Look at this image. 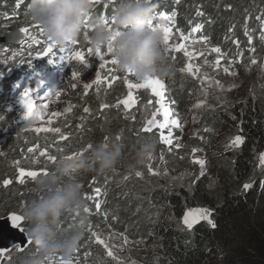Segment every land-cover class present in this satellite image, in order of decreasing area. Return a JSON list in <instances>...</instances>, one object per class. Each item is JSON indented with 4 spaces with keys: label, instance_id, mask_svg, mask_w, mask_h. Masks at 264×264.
Listing matches in <instances>:
<instances>
[{
    "label": "rangeland",
    "instance_id": "obj_1",
    "mask_svg": "<svg viewBox=\"0 0 264 264\" xmlns=\"http://www.w3.org/2000/svg\"><path fill=\"white\" fill-rule=\"evenodd\" d=\"M101 1L94 0L93 4ZM22 2V0H14V6L18 4L20 6ZM18 15L20 20L23 18L25 21L20 26L12 28V30H8L0 36V42L6 35H14V33H20L27 39L24 44L15 49H9L8 45L2 42L3 46L0 51V153L12 144L18 143L16 139L21 140L26 133L33 134L34 138H37L35 140L52 137L57 140H67L62 137L68 138V132L75 129L71 135V139L74 141L71 146H67V149H79L83 144L77 146L75 140L82 137V135L83 143L86 144V147L76 151V153H83V155L92 146L99 143L110 145L118 142L121 145L124 142L121 148L122 156L126 161L133 155L139 145L144 142L140 141L138 132L129 123L139 122L138 131L142 133L146 121L155 120L156 125H165L163 128L152 127V134H157L159 138V149L156 148L152 158L142 167L135 169L145 171L150 174V177L148 179L142 175L134 177L146 181L148 185L157 187V189H164L167 185H171L172 188L177 186L188 191H192L195 185L197 187L206 178L208 180L207 187L217 189L220 192L224 183V178L220 176V173L225 166L223 161H219L221 158H218V163L215 162L218 149H224L233 143L231 141L227 142L225 135H221L218 139L219 146L204 154L202 151H194L193 148H189V142L190 139L199 137L200 128L202 127L200 118L204 108L207 107L206 99L209 94L234 104H241L246 95H249V97L254 96V90L264 84V58L257 57L255 59L251 58V56H243L245 65L240 66V70H232L230 69L232 66L227 59L220 64L219 61H222V59L219 55L214 54L213 58L209 56L211 51L207 48L212 47L211 40L209 42L205 40L194 41L189 38H183V35L178 30L173 31L169 39V48L171 50L166 52L163 44L165 57L174 59V62L166 65L171 70V75L168 77H152L159 79L164 84L162 95L157 96L150 87L130 90L127 87L126 80L130 83H143L144 81H138L131 74L121 72L116 65L108 63L111 59V54L106 52V46L101 47L105 60L101 61L96 57L95 49L90 44L89 39H85V34L89 37L93 25L85 24L82 26L81 35L77 39L76 45L69 44L62 48L54 47L53 52L45 56L39 55V53L42 51V47L46 46L44 42L47 38L44 34L41 35L39 28H34V24L30 23L28 19L26 22L25 11H21ZM3 28L5 29L6 26ZM22 28H27L28 34L22 32ZM33 38L38 40L39 43H33ZM178 47L179 50H175ZM90 49L91 51H89ZM75 51L83 53L85 57L83 64L72 58ZM201 52L202 54L196 55V53L199 54ZM212 52L215 53L217 51L212 49ZM210 58L213 59L212 67L210 66ZM49 59H51V62ZM253 60H255V63L252 62ZM242 61L243 59L235 58L234 62L235 64H242ZM101 63H105V68L102 69L100 67ZM43 67H47L48 71L43 73L41 71ZM189 67L190 71H182V69ZM4 70L10 71L5 75ZM73 72L78 74L76 78H73ZM177 76L182 77V79L189 78L191 83H195L198 87L186 99L182 115H179L177 109H171L174 106L171 100L172 89L177 86L173 80ZM98 77L100 82L96 83ZM39 85L40 92H37L35 89ZM85 85L91 86L86 88ZM113 87L117 88L113 90ZM25 89L31 90L26 99L31 102L33 112L37 110L43 112L42 119L30 117L26 120L24 118L28 109L20 103V98ZM103 91L108 92V94ZM129 91L133 93L135 103L126 109L119 102L127 98ZM90 95L97 97L96 101L99 102V107L97 110L89 109L88 112H85L84 109L88 105L84 101V97H89ZM76 97L83 102L81 107L73 103L72 99ZM262 103H264V100ZM102 105H108V107H102ZM262 107L264 108V104ZM69 108L71 111H67ZM11 111L15 112L14 116L6 115ZM129 111H134L130 119L126 117ZM165 112L168 113L167 121L165 120ZM107 114L109 116L116 115V121L109 122V119L105 120L104 116L107 117ZM95 119L98 120V124H94ZM172 119L179 121V127L170 123ZM125 127H130L131 129L128 134L130 142L126 145ZM38 128L52 130L36 131ZM54 129H59V133L54 131ZM162 135L170 139L172 143L161 142ZM177 144L180 145L179 148L176 147ZM35 147L36 145H34ZM57 153L61 152H53V156ZM10 156L9 154L1 153L2 163H8ZM39 156H42L40 151ZM260 157L261 155L257 157V170H261L264 167L261 164ZM26 160H28V156H22V161H25V163L21 165L32 168V162L26 163ZM197 161H203L204 163L201 165ZM49 163L53 162L49 161ZM119 165L129 169L123 163ZM20 171L17 181L22 184L20 182L22 179L23 184H25L28 176L21 177ZM24 171L27 172L29 170ZM111 172L117 176V173L115 174L116 167ZM96 175L98 173L89 172L75 180L83 184V180L89 178V182H92ZM109 192H113L114 195L120 194V190L117 187H110ZM24 204V200H21L19 206L16 205L14 208H20ZM103 208L104 206H100L99 210H96L100 211ZM123 209L120 207V210ZM206 213L208 212L202 208L187 209L184 212L182 221H184L187 214L189 219L196 221L193 225L205 222L211 226L209 216L207 219L202 218ZM4 219L5 217H0L1 221ZM106 221L101 228L96 229L100 235H96L95 241L91 240V246L93 244L91 255L102 259L99 264H162L161 256L163 251L160 245L157 244L156 236L152 235L150 239L143 242L136 241L129 233L130 230H126L123 227H119L120 231L113 229L112 223L115 224L117 222L116 216L111 215L110 218H106ZM182 224L185 225L184 222ZM26 228L27 225L24 221L17 228L16 234L28 239L25 234ZM4 239L8 240L6 237ZM30 246L34 247L32 242ZM14 250L16 249H13L0 260L9 258L6 264H18V260H15L13 256ZM109 252L112 253L111 256L108 255ZM220 255L221 250H215L214 259H220ZM206 263L213 264V261L210 260ZM78 264H86V262ZM222 264H228V262L225 261Z\"/></svg>",
    "mask_w": 264,
    "mask_h": 264
},
{
    "label": "trees",
    "instance_id": "obj_2",
    "mask_svg": "<svg viewBox=\"0 0 264 264\" xmlns=\"http://www.w3.org/2000/svg\"><path fill=\"white\" fill-rule=\"evenodd\" d=\"M22 1L18 7L14 6V0H0V36L25 21L23 18L22 20L18 18V13L25 11L27 6V0ZM153 2L157 5L155 13L175 5L179 15L168 21L171 31L178 30L183 38L194 41L209 42L211 40L212 47L207 48L211 51L209 56L213 58L214 54L219 55L222 59L220 64L226 61V58L235 61L236 56L239 57L238 59H241V56L249 55L255 59L257 57L264 58V46L262 43H257L259 39L256 37L259 27L264 29V21L263 24L261 22L264 20V0H180V2L153 0ZM116 3L117 0H102L99 4L91 5L90 18H102L104 15L110 21L108 17L112 15ZM86 24L91 25L89 21ZM191 25L201 26V31L197 32L195 36L190 33ZM4 26H6L5 29ZM246 29L248 34L254 36L252 46H249V40L246 38L247 33H244ZM235 40L239 46L234 45ZM8 48L14 49L15 46H8ZM217 48L220 51L213 53L212 49ZM1 50L2 44H0ZM202 52L196 53V55L198 56ZM165 58V66L174 62L171 57L166 56ZM212 58L209 60L210 66L213 63ZM244 65L245 60L242 61V64H233L230 69L240 70L239 67ZM174 82L178 84L179 88H171V100L174 103L171 109H177L179 115H182L184 113L183 106L188 99L187 90L191 88L190 79L183 81L177 76L174 78ZM103 92L108 94L106 91ZM189 93L191 92L189 91ZM254 93V98L246 95L241 104L224 100L226 103L223 99L210 94L208 99H213V108L205 110L201 115L200 138L190 139L189 148L201 150L207 154L219 146L218 139L221 135H225L226 140L232 136L242 138L243 144L236 150L218 149L215 162L218 163V158H221L219 161H223L225 166L220 173V176L224 178L220 192L217 189L208 188L206 178L197 187L195 185L192 191L177 186L172 188L171 185H167L164 189H157V187L136 181L121 180L113 184L114 186L120 185L126 192L134 191L130 196L120 192L121 197L117 199H120L121 204L114 208V213L118 218L117 225L125 226L126 229L131 230L130 234L136 241L143 242L150 239L152 235L156 236L157 244L163 251L162 264H207L206 262L210 260L213 261V264H222L225 261L228 264H264V169L258 171L256 167L257 156L264 154V108L262 107L264 84L256 88ZM84 98L90 110L98 109L97 97L90 95ZM72 100L78 107H81L83 103L81 99L76 97ZM14 114L15 112L11 111L6 115L14 116ZM131 114H126V117L130 119ZM95 120L94 124H98V120ZM129 124L138 132L140 141L154 140L156 148L159 149L156 134L140 133L138 131L139 122ZM74 130L68 132L67 141H64L60 146L56 145L55 150H59L61 153L57 154L54 163L40 159L38 161L40 165L34 168L21 165L25 163L22 161L23 155L29 157L26 163H29L32 156L25 150V147L36 139L31 133H26L21 140L16 139L18 143L1 151L2 154L11 156L8 163H2V158H0V217H5L10 213L21 214L20 211L29 200L47 194L46 178L55 167L57 160H60V155H67L70 151L77 150L67 149V146H71V135ZM130 132V127H125V140L127 141L125 145L130 142L128 136ZM82 138L83 135L75 140L77 146L83 144L80 148H84L86 145ZM49 144L53 145L51 139L46 141V146ZM121 145H124V142ZM35 165L33 164V166ZM119 166L120 168L124 167ZM39 167H46L44 169L47 171L45 178L38 177L34 183L17 184L15 182V173L18 169H32L38 172L40 171ZM103 175L104 179L101 178ZM78 177H64L58 183L63 184ZM8 179L10 184L5 186L3 181ZM113 179L116 178L106 177L105 172L100 176L96 175L92 182H89V178H85L84 183L81 184L83 194L86 193L87 197H93L96 194L94 183L101 181L99 185H102L106 182H113ZM246 184L250 185L247 189L244 187ZM88 185L91 186L87 187ZM104 187L106 188V185ZM134 196L137 200H133ZM21 200H24L25 204L20 208H14L16 205L19 206ZM83 200L85 207L94 204L92 198L86 199L83 196ZM112 203L114 205V195ZM91 207L93 208L94 205ZM120 207L124 209L120 210ZM192 208L209 210L215 227L209 229L206 226H196L192 232L179 228L180 218L184 211ZM94 214L95 216L88 215L90 216L88 221L100 228L104 225V219L99 213ZM72 223L74 221H71L70 217L62 218V224L71 226ZM112 227L115 231H120L119 227ZM87 228L86 225L76 249L93 248L91 237L94 233L88 231ZM218 249L221 250L222 258L220 255V259H214L215 250ZM33 251L14 252V254L18 259ZM81 253L80 251L78 257H81ZM98 258L93 256L91 262L102 260L100 258L98 260Z\"/></svg>",
    "mask_w": 264,
    "mask_h": 264
},
{
    "label": "clouds",
    "instance_id": "obj_3",
    "mask_svg": "<svg viewBox=\"0 0 264 264\" xmlns=\"http://www.w3.org/2000/svg\"><path fill=\"white\" fill-rule=\"evenodd\" d=\"M175 1L180 2V0ZM156 7L157 5L153 2V0H117L112 15L108 17L110 18L109 23H111L113 30L112 32L107 30L102 20V18L105 17L104 15H102V18H90L89 13L91 5L89 4V0H27L25 15L30 23L38 25L39 28L42 29L44 36L57 48L65 47L71 44L72 41L77 40L81 35L82 26L88 21L89 24L93 25L92 31L89 35V41L94 49L98 46H105L109 40V37L114 32H118L119 35L116 36L115 40L112 42L114 56L117 60L116 66L119 71L128 72L136 80L142 81L146 78H151L154 76L168 77L171 75V70L165 66L166 58L162 42V30L159 26H152L150 28L148 22L154 18V21L157 23L165 24L166 21L170 20L163 19L158 21L157 19H159L160 11L166 12V14L169 16H172L174 13L175 15L173 18H176L179 15V12L177 11V8H175V5H173L168 9L160 10L155 13ZM263 21L264 20L261 21L262 24ZM166 26L170 27L169 22ZM194 28H198L199 31H201V26L197 27L191 25L190 33L192 36L197 34V32H193ZM172 32L173 31H171V33ZM244 33H247L246 38L249 40V46H252L254 44V36L252 34H248L247 29L244 30ZM256 37L259 39L257 43H262L264 46V29L259 27ZM26 41L27 39L22 44H24ZM2 42L3 41H1L0 44H2ZM234 43L235 46H239V43L236 40ZM22 44L8 45L5 43V45L15 46V48L20 47ZM241 57V59L244 60V57ZM235 58L237 59L239 57L236 56ZM226 59L228 60V58ZM228 63L231 66L233 64L239 65L235 64V62L231 59L228 60ZM9 71L10 70H4V74H8ZM41 71L45 73L48 71V68L43 67ZM186 79L189 78H184L182 80L186 81ZM189 85H191V88H188L187 90L188 98L193 91L198 89L195 83H191V80ZM176 87H178V84ZM35 91L40 92V85L37 86ZM189 91L191 93H189ZM209 95L206 99L207 107L204 108V111L210 110V107L211 109L213 108V99H208ZM87 108L89 109L88 106ZM131 113L133 114L134 111H129L127 114ZM104 119H109V122H114L116 121L117 116H109V114H107V117L104 116ZM142 133L155 135L152 134V132L143 131ZM236 137L238 136H232L231 138L227 139V142L231 141L232 143ZM199 138L200 135L197 139ZM50 139L53 145L49 144L46 146V141ZM34 140L25 147L26 152L32 155L30 157V162L36 164L32 168L40 165L38 162L40 159L49 161L46 156H39V151L46 152L48 155H51L56 159L57 154H60L57 153L53 156V152H60L59 150H55L56 145L60 146L64 141H67L57 140L53 137L49 139L46 138ZM73 141L74 140H72L70 144H72ZM242 144L243 141L240 143L239 147H237V145L233 146L234 144H232L231 146L226 147V149L230 148V150H236L240 148ZM34 145H36L35 148ZM85 147L86 145L84 148L70 151L67 155H60V160L57 161L55 167L46 178L47 194L42 197L36 196L25 204V206L20 211L21 214L18 213V215L22 217V220L17 222V227H13V223L10 224V226L12 225L11 228L17 233V228L20 227L24 221L26 222L27 228L25 234L28 239L18 235L25 240V245L21 247L18 244H14L10 247L0 249V258L6 256L13 249H16L14 252L17 253H27L30 250H34L28 255L21 256L18 259L13 252L15 260H18V264H58L59 261L69 260L71 261V264L84 262H86V264H99L101 262H91L93 257L91 255L92 249H76L80 239L83 236L86 225L88 226V231L95 234L91 237L94 241L96 240V235H100L98 230H96L99 228L91 221H88L90 218L88 215L95 216L94 213H99L101 217H103L104 222H107L106 218H110L111 215L117 217V215L114 213V208L121 204L120 199H117L121 197V193L114 195L113 192H109V188L117 187L119 188L120 192L130 196L134 193V191H132V193L126 192L120 185L114 186L113 184L123 180L125 182H141L147 185L148 183L146 181H142L140 178L137 179L134 176H136V172H140L143 177L148 179L150 174L146 173L145 171H139L135 169L142 167L149 159L152 158L156 151L157 145L154 140H146L142 142L135 150L133 155L126 161L122 156V148L119 143H112L107 146H105L103 143H99L92 146L83 156H77L71 160L65 159L66 156L76 153L78 150L85 149ZM29 149H32V151H29ZM122 163L125 164L129 169L124 167L120 168V166L117 167V165ZM115 167V174L117 173V176L111 172V170ZM44 169H46V167H39L40 171H38V173H47V171ZM263 169L264 167L258 171H262ZM20 170L35 171L32 169H18L15 173V182L17 184H19L17 177ZM89 172H96L99 176V173L102 174L105 172L106 177L113 176L116 179H113V182H106L102 185H99L101 181L94 183V191L96 192L98 189L99 192H96V194L92 197L94 204H89L86 206L90 210L89 213H85V202L83 200V196L86 197L87 194H83L81 183L77 182L75 179L68 180L63 184H59L58 181L64 177H78ZM103 176H101V178H103ZM38 177L45 178V175L40 174L36 178L27 177L26 183H34ZM105 185L106 188L104 187ZM90 186L91 185H88L87 187ZM113 195L114 205L112 203ZM133 200H137L136 196L133 197ZM97 202H99L100 206H104V208L100 211L96 210ZM91 205H94V207L92 208ZM206 211L210 213L209 220L212 221L211 212L209 210ZM13 214L14 213H10L6 215L5 219L9 218ZM64 217H70V220L74 221V223H72L71 226L62 224V218ZM182 217H184V213ZM182 217L180 218L179 228H183L188 232H192L196 226H206L209 229L214 228L212 224L209 226L205 222H200L196 225H193V227L188 228L186 225L182 224ZM117 223L118 222L115 224L112 223V225L119 227ZM212 223L214 224L213 221ZM65 226H67V228H65ZM122 227L126 229L125 226ZM31 242L34 247L30 246ZM80 251L82 252L81 257H78ZM88 254L89 256L87 257ZM8 261L9 258H4L0 260V264H6Z\"/></svg>",
    "mask_w": 264,
    "mask_h": 264
},
{
    "label": "snow or ice",
    "instance_id": "obj_4",
    "mask_svg": "<svg viewBox=\"0 0 264 264\" xmlns=\"http://www.w3.org/2000/svg\"><path fill=\"white\" fill-rule=\"evenodd\" d=\"M93 3H94V0H89V4L90 5H93ZM17 6L19 7V4ZM174 15H175L174 13L172 14V16H169V15H167L165 13H160V18H162L164 20H172ZM102 20H103L107 30L109 32H112L113 30H112V27H111V23H109L108 19L107 18H102ZM148 24H149V27L151 28L153 26L152 25V20H150L148 22ZM33 27L34 28H39L38 25H34ZM21 31L24 32L25 34H28V29L27 28H22ZM39 31H40V34L42 35L43 34L42 29L39 28ZM170 33H171V28L170 27H164L162 29V34H163L162 35V42H163V44L165 46V51L166 52L171 50L169 48ZM118 35H119L118 32H114L109 37V40H108L107 44L105 45L106 46V52L108 54H111V59L108 61V63H110L112 65H116L117 64V60L115 59V56H114V48L112 46V42L115 40L116 36H118ZM85 39H89L87 34H85ZM33 43H39V41L35 40L33 38ZM44 44L46 46L42 47V51L39 53V55L47 56V55H49V54H51L53 52V49H54L55 46L48 39L44 42ZM71 44L76 45L77 44V40L72 41ZM175 50H179V47L177 49H175ZM89 51H91V49ZM214 51L219 52L220 50L217 48V49H214ZM95 55H96V57L99 60H101V61L105 60V55H104V53L102 51V48L99 47V46L95 48ZM186 55H187V53H186ZM72 58L75 59L76 61H79L82 64L85 62V57H84L83 53L80 52V51H75L73 53V55H72ZM49 61L51 62V59H49ZM252 62L255 63V60H253ZM100 67L102 69L105 68V63H101ZM184 70L190 71L191 69L189 67L187 69H182V71H184ZM126 73H128V72H126ZM128 74H130V73H128ZM77 75L78 74L76 72H73V78H76ZM143 81H144L143 83H130L127 80L125 82L127 84V87L130 90L133 89V88L139 89V88H142V87H150L152 89V92L155 95H157V96L162 95V92H163V89H164V84H163L162 81H160L159 79L152 78V77L151 78H146ZM99 82H100V78L98 77L97 80H96V83H99ZM90 86L91 85H85L86 88L90 87ZM109 86H111V85H109ZM73 87H75V85H73ZM30 91L31 90H29V89H25V91L23 92V94H22V96L20 98V103L23 104L25 106V108L28 109V111L25 113L24 118L26 120L29 119L30 117H32L34 119H42L43 118V112H41L39 110H37L36 112H33V108H32L31 102L26 99L29 96ZM119 103H122L125 106L126 109L131 107L132 104L135 103L134 98H133V93L131 91H129L128 95H127V98L122 100V101H120ZM102 107H108V105H102ZM67 111H71V109L69 108V109H67ZM84 111L88 112L89 109L85 108ZM57 115H59V113H57ZM167 118H168V113L165 112V120L166 121H167ZM170 123L172 125H175V126L179 127V121L177 119H172L170 121ZM153 126H158L160 128L165 127L164 124L156 125V121L155 120H148V121H146L142 131L151 132ZM49 130H52V129H47V128H44V129L38 128V129H36V131H49ZM54 131L59 133L60 130L59 129H54ZM62 138L67 139L66 137H62ZM117 139H119V137H117ZM161 142H165V143H168V144L172 143V141L170 139H167L163 135L161 136ZM232 143L238 146L240 143H242V138L238 136V137H236L234 139V141ZM105 146H107V145L105 144ZM89 147H91V145H89ZM176 147L179 148L180 145L177 144ZM29 151H32V149H29ZM41 155L42 156H46L47 159L50 162H54L55 161V157H52L51 155H48L46 152H41ZM82 155H83V153H73V154H71L69 156H66L65 159L66 160H71V159L76 158L77 156H82ZM260 160H261V164L264 165V154H261ZM197 163H200L201 165H203L204 162L203 161H197ZM149 171L151 172V168L150 167H149ZM40 174L47 175L46 172L38 173L36 171H27V172H25L24 170L20 171V176L21 177L28 176V177L36 178ZM153 174H155V173H153ZM136 175L139 176V175H141V173L140 172H136ZM20 182L23 183V180L21 179ZM3 183H4L5 186H7L10 183V181L9 180H5V181H3ZM244 187H245V189H247V188L250 187V185L246 184ZM96 192L98 193L99 190L97 189ZM85 198L86 199H91L92 197H87L86 196ZM99 208H100V204H99V202H97L96 209L99 210ZM89 211L90 210H89L88 207L84 208V212L85 213H89ZM209 215H210V213H206L202 218L207 219ZM9 219L12 221L13 227H17L18 226L17 222L21 221L22 217L20 215H18V214H13V215H11L9 217ZM183 222L188 228H191L193 223H195L196 221L194 219H189V216L186 214ZM209 223L212 224L213 227H215V225L212 223L211 220H209ZM93 235H95V234H93ZM108 255L111 256L112 253L109 252ZM58 264H71V261L70 260L69 261H59Z\"/></svg>",
    "mask_w": 264,
    "mask_h": 264
},
{
    "label": "water",
    "instance_id": "obj_5",
    "mask_svg": "<svg viewBox=\"0 0 264 264\" xmlns=\"http://www.w3.org/2000/svg\"><path fill=\"white\" fill-rule=\"evenodd\" d=\"M25 40L26 37L24 35H21L20 33H14V35H6L2 41L8 45H20ZM11 223L12 221L9 218L3 221L0 220V249L10 247L14 244H18L21 247L25 245V240L22 237L16 235V231L10 226ZM4 237L9 240H3Z\"/></svg>",
    "mask_w": 264,
    "mask_h": 264
},
{
    "label": "bare ground",
    "instance_id": "obj_6",
    "mask_svg": "<svg viewBox=\"0 0 264 264\" xmlns=\"http://www.w3.org/2000/svg\"><path fill=\"white\" fill-rule=\"evenodd\" d=\"M11 227H12V225H11Z\"/></svg>",
    "mask_w": 264,
    "mask_h": 264
}]
</instances>
